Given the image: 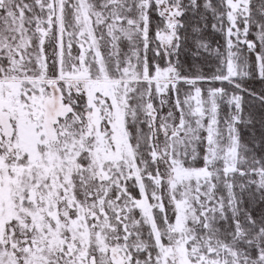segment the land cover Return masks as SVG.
<instances>
[{
    "label": "snow or ice",
    "instance_id": "1",
    "mask_svg": "<svg viewBox=\"0 0 264 264\" xmlns=\"http://www.w3.org/2000/svg\"><path fill=\"white\" fill-rule=\"evenodd\" d=\"M0 264H264V0H0Z\"/></svg>",
    "mask_w": 264,
    "mask_h": 264
},
{
    "label": "trees",
    "instance_id": "2",
    "mask_svg": "<svg viewBox=\"0 0 264 264\" xmlns=\"http://www.w3.org/2000/svg\"><path fill=\"white\" fill-rule=\"evenodd\" d=\"M215 40L218 41L220 44H223L224 43L223 37L220 34H216L215 35ZM256 87H259V85L257 84Z\"/></svg>",
    "mask_w": 264,
    "mask_h": 264
}]
</instances>
